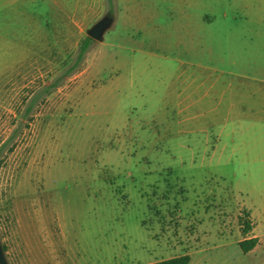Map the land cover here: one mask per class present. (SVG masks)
Here are the masks:
<instances>
[{
    "label": "rangeland",
    "instance_id": "obj_1",
    "mask_svg": "<svg viewBox=\"0 0 264 264\" xmlns=\"http://www.w3.org/2000/svg\"><path fill=\"white\" fill-rule=\"evenodd\" d=\"M0 238L9 264H264V0H0Z\"/></svg>",
    "mask_w": 264,
    "mask_h": 264
},
{
    "label": "trees",
    "instance_id": "obj_2",
    "mask_svg": "<svg viewBox=\"0 0 264 264\" xmlns=\"http://www.w3.org/2000/svg\"><path fill=\"white\" fill-rule=\"evenodd\" d=\"M93 40L91 38H87L84 43L81 46L80 54H79V62L83 59L85 54L88 52L91 43ZM71 73V72H69ZM70 75V74H69ZM251 219V217H250ZM242 225H243V235L245 236V240L240 243V247L243 251L244 254H249L252 252L255 248L258 247L259 245V239L257 237H252L249 235L251 232L254 230V225L251 220L249 221H244L241 220ZM5 251L6 248L4 247ZM191 263V257L190 255H184L181 257H175L170 260L162 261V262H157L153 264H190Z\"/></svg>",
    "mask_w": 264,
    "mask_h": 264
},
{
    "label": "water",
    "instance_id": "obj_3",
    "mask_svg": "<svg viewBox=\"0 0 264 264\" xmlns=\"http://www.w3.org/2000/svg\"><path fill=\"white\" fill-rule=\"evenodd\" d=\"M112 14H107L99 22H97L91 29L88 30L87 34L89 38L96 42H104L105 35L113 29L116 19ZM0 264H9L3 243L0 238Z\"/></svg>",
    "mask_w": 264,
    "mask_h": 264
}]
</instances>
